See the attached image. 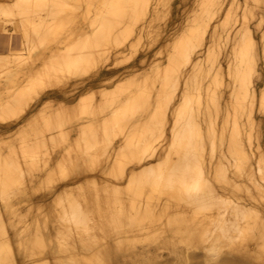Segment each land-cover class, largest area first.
<instances>
[{"label":"bare ground","instance_id":"bare-ground-1","mask_svg":"<svg viewBox=\"0 0 264 264\" xmlns=\"http://www.w3.org/2000/svg\"><path fill=\"white\" fill-rule=\"evenodd\" d=\"M228 1L0 0V264H264V0Z\"/></svg>","mask_w":264,"mask_h":264},{"label":"rangeland","instance_id":"rangeland-1","mask_svg":"<svg viewBox=\"0 0 264 264\" xmlns=\"http://www.w3.org/2000/svg\"><path fill=\"white\" fill-rule=\"evenodd\" d=\"M188 1V2H187ZM189 1H190V3H189ZM193 0H186V5L184 4V3H180V11H178V13H180V14H178V16H177V14H176V17L175 18H180L181 16H183L184 15V9H185V6H188V5H190L191 4V2H192ZM236 1H238V0H235L234 1V3L235 4H233V9L234 10H236V9H238L237 7V5H238V2L240 3V2H242V0H240V1H238V2H236ZM224 2H225V4H224ZM230 3H233V1H231L230 0ZM188 4V5H187ZM227 4V5H226ZM236 5V6H235ZM184 6V7H183ZM225 6V7H224ZM231 6V5H230ZM184 9H183V8ZM228 7H229V1L228 0H223V8H222V10H221V13H220V16H225V12H227V10H228ZM182 8V9H181ZM257 8V7H256ZM254 9V13H253V19H251V15H250V18H249V20H251V21H249L250 23H249V26H250V28H251V31L252 32H254V34L256 35V36H258V34L261 32V30L262 29H264L263 27H264V19L260 16V17H257V15L259 16V14H258V8L257 9ZM240 7H239V9H238V11H237V16H235L234 15V17L232 16V18H231V20L233 21L234 20V22H232L231 20H230V22L228 21V25H226V23H225V25H226V28L225 27H223V26H221V27H219V31L220 32H223V33H225V29H228V27H229V29L228 30H232L233 32H235L236 30H239L240 28H241V24H239L240 22H239V18L237 19V17L240 15ZM183 10V11H182ZM183 13H182V12ZM223 11V12H222ZM235 13H236V11H234ZM239 13V14H238ZM234 14V13H233ZM235 18V19H234ZM256 19V20H255ZM261 20V22H260V20ZM238 21V23H237V21ZM262 20H263V22H262ZM254 23V24H253ZM236 24V25H235ZM257 24V27L255 26ZM259 25H260V27H259ZM234 26V28L233 29H231L232 27ZM254 27V28H253ZM238 28V29H237ZM259 28V29H258ZM222 29H224V30H222ZM254 30V31H253ZM256 31H258V32H256ZM1 33L3 34H7V35H14V36H16L17 34H19V32L18 31H16V30H9V31H1ZM223 33H221V34H223ZM13 41L14 42H17L18 41V38H16L15 39V37L13 38ZM18 43V42H17ZM1 46H2V43H1V40H0V50H1ZM227 48H224V51H223V49L221 50V52H220V54H221V56L219 57V59H221L220 61H221V63H222V66H223V80L225 81V84H227L226 82H228V81H230V79H231V77H229L228 75H227V68H228V60H227V50H228V44H227V46H226ZM229 49H230V47H229ZM225 52V55L224 54H222V53H224ZM222 56H224V57H222ZM131 59H129L128 61H124L123 63H121V64H119L118 66L116 65L115 66V68L117 67V68H121V66H123L124 64H127V62H130L131 60H133V58L132 57H130ZM223 60V61H222ZM107 62V61H106ZM104 63V65L102 64V67L100 68V71L101 72H110L114 67H113V65H114V63H112V61H110V60H108V62L107 63ZM227 62V63H226ZM225 64V65H224ZM105 67V68H104ZM226 69V70H225ZM105 70V71H104ZM91 75V76H90ZM89 76L88 75H86V76H88V77H86V78H81V77H79L78 79H76L73 83V85L72 86H75L76 87V90H78L80 87L79 86H81V85H83V84H86L88 81L90 82H92L95 78H96V76H94L93 74H90ZM92 76H94L93 78H92ZM91 77V78H90ZM230 78V79H227V78ZM88 82V83H89ZM254 82H256V84H258V83H260V81H258V80H254ZM259 85V84H258ZM45 90H48V91H50L51 92V90H52V92H54V91H56L57 90V87H52V88H46ZM59 90V89H58ZM17 121H15V120H10V119H0V122H2V124H1V126H0V129L1 128H5V126L7 125V126H9V127H14V125L16 124V122H18L20 119L18 118V119H16ZM9 122V123H7V122ZM5 122H6V124H5ZM13 122V123H12ZM4 123V124H3ZM13 124V125H12ZM6 126V127H7ZM172 256H173V254H169V255H164V256H161V257H159V259H154V258H152V260H151V262L149 261V262H147V263H145V264H155V262L157 261V263L158 262H160V263H158V264H185L184 263V261L183 262H179V261H177L176 259H173L172 258ZM144 258H142L141 257V260H143ZM166 259V260H165ZM170 259V260H169ZM140 260V261H141ZM148 259H146V261H147ZM158 260H160V261H158ZM170 261V263H169V261ZM196 261H194L193 260V263L192 264H197L198 262H200V263H198V264H203V261H202V256H201V254L200 255H198L197 256V258L195 259ZM166 263H165V262ZM248 261V260H247ZM137 262V263H136ZM135 264H140V262L139 261H135L134 262ZM248 264H255V263H253V262H248Z\"/></svg>","mask_w":264,"mask_h":264},{"label":"crops","instance_id":"crops-1","mask_svg":"<svg viewBox=\"0 0 264 264\" xmlns=\"http://www.w3.org/2000/svg\"><path fill=\"white\" fill-rule=\"evenodd\" d=\"M0 32H1V29H0Z\"/></svg>","mask_w":264,"mask_h":264}]
</instances>
